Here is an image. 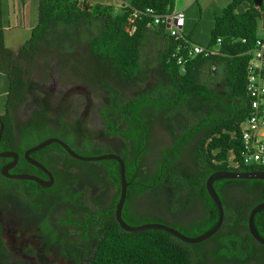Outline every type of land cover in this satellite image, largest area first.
I'll return each instance as SVG.
<instances>
[{
	"label": "trees",
	"instance_id": "16d2710c",
	"mask_svg": "<svg viewBox=\"0 0 264 264\" xmlns=\"http://www.w3.org/2000/svg\"><path fill=\"white\" fill-rule=\"evenodd\" d=\"M174 3L130 0L118 12L87 0H39L38 24L18 52L6 47L0 27V72L10 82L8 109L14 92L21 96L18 106L26 93V82L23 76L15 77L16 73L32 70L37 58L48 53L51 58L46 60L45 69H61L64 76L81 77L91 85L110 89V126L112 134L123 139L117 153L125 162L129 183L124 222L132 227L164 223L196 238L213 229L219 219L218 208L206 190L210 175L217 171H264L262 166L246 165L242 159V133L250 115L248 52L258 38L262 7H256L253 0H231L215 17L206 46L217 53L191 57L184 48L188 41L195 42L185 33L179 39L171 36L164 26L154 25L146 11L150 8L156 15L167 14L174 10ZM135 12L139 14L134 18ZM145 41L156 46V59H151L155 64L144 63ZM180 58L187 60L185 72ZM78 62L87 63L92 74H79L74 69ZM66 70L69 73L64 74ZM2 118L1 147L13 139L9 113ZM158 127L169 136L153 155L157 154L155 168L146 170L147 161L142 159L151 151V138ZM54 147L63 170H104L105 180L110 182L109 208L99 205L97 210L92 264H264V246L248 229L251 210L264 202V180L214 181L224 207L223 225L210 239L188 244L159 229L123 230L115 217L121 188L119 163L81 162L60 146ZM77 153L85 157L100 154ZM92 163L99 165L87 166ZM96 173L100 178L101 173ZM150 197L163 212L144 211ZM85 225L92 223L88 220ZM255 228L264 238V210L257 213ZM81 241H71L70 247H80ZM60 244L69 245L64 238ZM1 253L5 247L0 239Z\"/></svg>",
	"mask_w": 264,
	"mask_h": 264
},
{
	"label": "flooded vegetation",
	"instance_id": "af4514ba",
	"mask_svg": "<svg viewBox=\"0 0 264 264\" xmlns=\"http://www.w3.org/2000/svg\"><path fill=\"white\" fill-rule=\"evenodd\" d=\"M46 60L45 55L38 57L37 69L16 73L26 82L24 100L18 106L21 96L14 92L12 107L6 104L3 113H9L13 139L2 147L1 139L0 153L16 154L17 160L0 157V239L5 247L0 264H92L97 210L99 205L105 209L110 205V182L104 170H63L56 143L29 155L47 170L31 165L26 152L49 139L72 141L73 146L68 145L75 152L98 155L110 154V143L119 146L117 151L124 145L121 137L112 134L110 89L94 84L67 91L64 85L72 78L61 74L53 78L44 68ZM154 160L146 170L155 168ZM18 176H32L46 184ZM88 220L90 227L85 225ZM61 238L69 245L60 244ZM81 239L80 247H70L71 241Z\"/></svg>",
	"mask_w": 264,
	"mask_h": 264
},
{
	"label": "water",
	"instance_id": "95a60500",
	"mask_svg": "<svg viewBox=\"0 0 264 264\" xmlns=\"http://www.w3.org/2000/svg\"><path fill=\"white\" fill-rule=\"evenodd\" d=\"M254 4L256 7L261 8L263 6L264 0H253ZM0 141L2 139L3 135V130H4V124L2 120L0 119ZM58 144L60 145L64 151L70 155L72 158L81 161V162H101L104 160H115L119 163L120 165V178H121V188H120V196H119V201L116 205V210H115V217L117 219V222L121 226V228L127 232H140V231H145L149 229H159L166 231L170 233L171 235L175 236L179 240L188 243V244H199L202 243L208 239H210L213 235H215L222 227L223 222H224V207L223 203L220 199V196L218 195L217 191L215 190L213 183L216 180L220 179H239V180H264V171L261 172H254V173H245V172H232V171H217L213 173L212 175L209 176V178L206 181V190L209 194V196L212 198L214 203L216 204L218 211H219V219L216 224V226L208 231L207 233L203 234L200 237L196 238H191L180 231L176 230L175 228L164 224V223H148V224H143L141 226L137 227H132L127 225L123 218H122V211L123 207L127 198V190L129 183L127 181V176H126V165L124 160L116 153H110V154H103V155H97V156H91V157H85L81 156L77 152H75L68 144H66L64 141L60 139H49L42 144L28 150L26 152V159L29 161V163L37 168H40L42 170H47L46 167H44L41 163L37 162L36 160L30 159L29 155L31 153H34L36 151H39L51 144ZM0 157L2 158H14V163H16L17 160V155L13 153H0ZM14 163L11 164V166L15 165ZM17 178L19 179H25V180H33L36 181L42 185L46 184L43 182H40L38 179L32 177V176H18ZM264 210V202L256 205L250 212L248 216V229L249 233L251 236L261 245L264 246V238L260 236V234L257 232L255 228V217L258 212Z\"/></svg>",
	"mask_w": 264,
	"mask_h": 264
},
{
	"label": "built area",
	"instance_id": "2783aa9c",
	"mask_svg": "<svg viewBox=\"0 0 264 264\" xmlns=\"http://www.w3.org/2000/svg\"><path fill=\"white\" fill-rule=\"evenodd\" d=\"M152 15L153 24L164 26L171 36L183 38V28L186 24V14L181 10H173L170 13L156 15L150 8L146 9ZM135 12L134 18L138 16ZM246 42V40H243ZM221 43V40H218ZM186 50L189 56L215 55L217 49H210L197 43L188 41ZM250 55L247 67L246 92L249 98L250 115L245 123L242 133L244 150L242 159L246 165H260L264 168V39L257 38L254 48L248 52ZM187 61V60H186ZM183 58L179 59L182 72L186 71Z\"/></svg>",
	"mask_w": 264,
	"mask_h": 264
},
{
	"label": "rangeland",
	"instance_id": "374dc122",
	"mask_svg": "<svg viewBox=\"0 0 264 264\" xmlns=\"http://www.w3.org/2000/svg\"><path fill=\"white\" fill-rule=\"evenodd\" d=\"M88 2H90L91 4H101V5H105V6H110L112 8H114V10L116 11H120L118 10V7L121 8V5L123 4H127L129 3L130 0H87ZM176 1V0H175ZM231 2V1H230ZM184 4L185 2L183 0L180 1V4ZM179 4V5H180ZM199 4L201 5V11L197 10V16H196V20H193V25L195 24V27L193 26V30H187L186 32H184L187 36L188 35H194L196 37H198V40L200 44L205 45L208 44L209 41L211 40V28H210V22L213 23V18L211 17V13L210 10L212 11V8H210L211 6V0H202L199 2ZM178 5V6H179ZM222 5V4H221ZM181 7V6H179ZM223 8L221 9V11H223V9L227 6L223 5ZM210 8V9H209ZM209 9V11H208ZM201 12V13H200ZM216 13V12H215ZM38 15V14H37ZM220 15L219 13L215 14V16ZM260 25H259V31H258V36L261 37L260 32H264L262 29V25L261 22L264 21V3L262 6V10L260 12ZM34 18H37L36 16ZM38 21V18H37ZM14 22H12L13 24ZM261 28V31H260ZM184 30H182L183 32ZM32 32L33 31H29L28 29H26L24 26H20V27H15L13 26L11 33L8 35V41H11V39H13V41H18L19 43L23 41H28L30 40V38L32 37ZM193 36V37H194ZM7 37V36H6ZM18 38H21L22 40H18ZM194 41V40H193ZM13 43V42H12ZM146 44L144 51H143V60L144 63L148 62L150 64H155L151 59L152 57H155L154 54L156 53L157 49H155V45L151 44L152 42H144ZM14 45L16 46V43H14ZM24 46V45H23ZM22 46V47H23ZM155 46V47H154ZM50 55L49 53L47 54V60L49 59ZM156 59V57H155ZM152 66V65H151ZM35 65L33 66L32 69H35ZM38 67H36L37 69ZM74 69H76L78 71L79 74H84L85 76L91 75L92 71L89 69V66L87 63H77L76 66H74ZM66 72L69 73V71H65L63 72L64 74H67ZM49 73H52V77L53 78H57L60 74L63 76L61 69H53V71L49 70ZM67 77V76H66ZM70 78V75H68V79ZM76 78V79H72V80H68L66 81V84L64 85V88L67 89V91H69L71 88H76L79 85H87V86H92L90 84V80H85V79H80ZM64 80V79H63ZM7 82V87L9 89L10 87V82H9V78L7 75H4L3 77L0 76V84H6ZM94 86V84H93ZM135 90H139L140 88L135 87ZM6 86H0V92L6 90ZM7 100V98H6ZM5 98L1 97L0 98V115H2L3 113H5ZM5 114H3L2 116H4ZM157 127V125H156ZM52 135V134H51ZM169 135L167 134V131L162 129V128H157V130L154 131V135L153 138H151V145L153 148H156L153 150V152L149 153V158L146 160V165L148 167H152V161L155 159V156H153L156 152L158 153V151L160 150V148H158V146H161V142L164 141ZM67 144H69L71 147L73 146V142L72 141H67ZM118 145H114V143H110V148L114 151L117 152L118 150ZM153 156V157H152ZM95 165L96 167L99 165L98 163H92V164H87L88 167ZM73 170H79V168L74 167ZM146 202L149 204L145 205V209L144 211L149 212V213H153V212H158L161 213L163 212V209L157 208V204L156 202L150 197L146 199ZM151 202L154 204H151Z\"/></svg>",
	"mask_w": 264,
	"mask_h": 264
},
{
	"label": "crops",
	"instance_id": "0c3cea01",
	"mask_svg": "<svg viewBox=\"0 0 264 264\" xmlns=\"http://www.w3.org/2000/svg\"><path fill=\"white\" fill-rule=\"evenodd\" d=\"M181 0H176L174 3V10H181L184 11L186 14V24L183 28V33L187 30H193V26L195 27V24L193 25V20H196L197 16V10L201 11V5L199 4L202 0H183L185 3L180 4ZM231 0H211V6L212 11L210 10L211 17L213 20L215 19V14L219 13L221 14L222 6H227L230 3ZM180 4V5H179ZM222 4V5H221ZM181 7H179V6ZM38 7H39V0H0V27L4 30V36H5V45L7 48L11 49L14 52H18L22 48V46L26 43V41L18 42V41H8V35L11 33L13 26L20 27L24 26L29 31H33V29L37 26L38 21ZM122 7V5H121ZM209 8V9H210ZM120 8L118 7V10ZM208 9V11H209ZM216 12V13H215ZM201 13V12H200ZM37 18H34V17ZM261 18V17H260ZM260 21V19H259ZM258 21V28H257V37L264 39V32H260L261 37L258 36L259 31V23ZM12 22H14L12 24ZM261 27L264 29V21L261 22ZM198 26V23H197ZM214 26L213 23L210 22V30L212 32ZM261 31V28H260ZM264 31V30H263ZM7 36V37H6ZM192 40H194L195 43L200 44L198 40V37L194 35H188ZM194 36V37H193ZM18 40H22L21 38H18ZM13 42V43H12ZM210 42V41H209ZM16 43V46L14 45ZM209 44V43H208ZM208 44L202 45V46H208ZM0 76L3 77L4 74L0 72ZM0 86H6V90L0 92V98H5V107H6V98L9 93V89L6 84H0ZM6 109V108H5Z\"/></svg>",
	"mask_w": 264,
	"mask_h": 264
}]
</instances>
